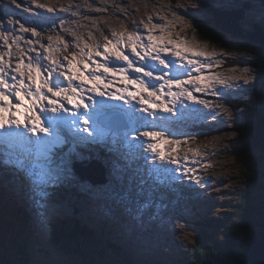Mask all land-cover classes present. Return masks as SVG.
Wrapping results in <instances>:
<instances>
[{
	"label": "rangeland",
	"instance_id": "1",
	"mask_svg": "<svg viewBox=\"0 0 264 264\" xmlns=\"http://www.w3.org/2000/svg\"><path fill=\"white\" fill-rule=\"evenodd\" d=\"M199 2L200 0H37V3L33 4L31 0H17V4L20 5L17 8L16 5L11 3V0H0V16H4L5 11L10 13L4 17L0 30L4 27L11 30H19V24L7 23L11 19H18L26 27H41L43 34L37 40L39 43L34 41L33 46L40 47L43 44L45 46L44 49H47L50 44L52 48L51 52L55 56L63 58V65L65 67L62 68L66 71L67 61L64 60L65 56L71 59V54L80 53L81 49L85 53L88 52L84 48L85 44H88L91 49L93 45L99 44L101 45L100 50L103 52L102 45L106 41L105 39H100L96 43L93 41L94 39H91L92 41L83 44L80 50L72 51V47L64 50L62 39H58V37L62 35H65V38L70 37L68 35L69 30H74L75 34H78L80 31L83 35H86L88 29V32L97 31L96 33H98V30L105 29L104 27L107 24L112 29L114 27L123 28L124 24L129 28L128 34L138 32L143 37L145 43H147L148 30L144 28V23H148V18L151 16L152 23L168 25L164 29V34L171 32L170 39L177 43H179L181 38L187 40L195 39L201 44L206 43L208 51H216L217 55L211 57L210 60L213 66L205 68L199 75L219 74L223 77H228L240 75L244 68H257L259 64L257 56L259 55L260 44L249 41L245 37L247 33L244 32L249 31L252 37L261 41L262 36H264V0H205L207 4L206 8L192 7L193 3L199 4ZM244 3L245 6L242 5ZM38 4H44L45 7L40 8L37 6ZM180 4H183L184 7H179L178 5ZM49 7L53 11L49 12ZM173 12L178 16H183L184 19L182 21L177 20L173 17ZM218 12L222 13L224 20L229 19L235 26H238V29L241 30L239 33L241 34L222 33V29L220 30L219 28L220 31L217 38L220 40L218 43L200 40V30H204L208 18H211L213 13L217 14ZM164 17H167V19H164ZM85 19H89V21ZM109 21L114 22L110 23ZM168 21H172L173 23L169 24ZM189 23H191L192 27H188ZM216 23L219 25V21H216ZM53 27L56 30H53L50 34L47 33ZM193 28H195V31H193ZM123 29L118 33L114 32L115 35L111 36L113 43H115L116 39L120 38L121 33L124 34V39H127V35ZM152 34L154 36L161 35V29H153ZM10 35L15 36L16 33L11 31ZM49 36L52 37L51 41L48 39ZM84 37L89 38L87 36ZM156 43H159V41H156ZM19 44L25 49L26 46L22 40L19 41ZM169 46L172 47L174 45ZM119 47L125 51L126 55H129L131 59L137 62V66L143 63H157L156 61H139L131 53L130 48L126 44L122 43ZM109 48L113 50L111 49V45ZM251 48H256L257 52H250ZM7 50V46L3 45V41H0V51ZM13 51H15V46H13ZM225 52H231L234 55L225 56ZM249 55L252 56L251 60L248 58ZM14 59L16 57H13V67L16 62ZM79 59L80 57L77 56L73 64L84 71L83 64L79 62ZM169 59L173 58L169 56ZM199 59L202 62L204 61L202 57ZM96 60L103 62L102 57H97ZM112 60H114V57ZM44 62L45 65L40 61L43 66L47 67L46 60ZM115 66L126 65L116 61ZM176 67H179V61H177ZM93 68H95V65L91 63L89 70ZM163 71L172 74L175 72V68L164 69ZM98 72H102V69L98 70ZM75 74L77 76L80 75L79 72ZM84 74L87 76L88 72ZM195 75L198 74L193 72V76ZM181 78L185 79L186 77L182 76ZM159 83L157 82V84ZM203 83L201 82L199 86H203ZM230 83L233 85L232 87L221 84L216 85L217 89L223 90L226 94L224 96L214 95L210 90L197 93L194 90V85H188L187 87L193 91V95L209 101L212 109L217 114L212 115V118L206 121L201 120L199 123L183 120L179 124L174 122L171 126L159 125L157 127V130L161 128L163 131L171 129L170 135H167L166 138L179 141V144H165L160 138H157L155 141L150 140V138L148 139V142L158 143V152L163 151L165 156H171L178 160V164L176 165L167 163L161 165L158 164L160 163L158 159H156L159 161L158 163L152 160L150 152H148L149 155L146 153L149 157V166L155 163L157 168L168 169V171L153 172L154 174H151V179L147 177L155 185L161 184L171 192V197L167 199L168 204L163 203V207L159 211H157L156 206L161 201L163 202L164 199L162 197H156L150 201L149 199L153 197V194H149L144 189L132 188L133 182H136L129 179V177H133L132 173L123 168L120 172L113 174L111 165L109 171H111V176L118 183L117 185L104 188L102 184H87L88 180L81 179L77 174L70 176L62 185L68 191H77L79 198L73 197L72 193H70L63 204L58 205L56 209L54 208V204L47 202L50 206H46L48 210H43V219L37 214L30 186L25 185L26 183L19 179L20 183L19 181H7L0 177V203L2 207L7 208L11 206V203H15L14 201L25 203L23 195H26L29 199L28 203L33 209L32 217L35 219L36 224L34 231H37V234L32 239H29V242L33 241L32 244H29L32 255L30 263L70 264V262L76 261V256L68 257L69 254L64 252L63 249H57L53 246L54 244L49 238L52 232L50 224L58 219H64L66 215H69L67 212L73 215H82L88 212L92 213V208H94L97 212L94 214V219L91 222L96 224L99 218L104 220L111 219V227L109 229H111L110 233L112 237H114L115 241L125 245L119 253L122 262L117 263L115 259L110 258L108 259V264L112 262L113 264H130V262H126V258L130 259L131 257L129 255L133 256L137 264H187L184 260L185 250L188 248V251H190V245H192L195 237V230L192 229L193 226H188L187 223L190 221L197 223L203 216L222 220L221 217L225 216V209L222 208L225 205H223L222 199L227 202V200L234 197L236 192L246 188L242 176V158L235 152V143L238 138L242 139L250 132V117L244 116L241 108L235 109L230 107L233 102L227 105L225 96L238 100L242 105H250L251 107L262 109L264 112V81L253 80L249 84H244L242 80H233ZM174 90L176 89L174 88ZM187 101L182 98L180 102ZM188 102L193 108H199V104L192 101ZM13 103H17V101L13 99ZM23 103L24 105L29 104L27 97ZM217 105H222L223 107H218ZM224 108H227L228 112H225ZM22 110L25 111L22 107L19 115H21L20 112ZM141 139L144 138L142 137ZM115 147L119 148V144L115 145ZM125 148L124 150H126ZM96 152L99 151L96 150ZM139 153L141 154L140 157L146 156L143 151ZM141 163L138 162L140 165L137 164V167L142 171L144 167L141 166ZM8 171L10 170L2 169L0 175H6ZM180 185L185 187L186 190H182ZM258 195L260 200H264V187ZM186 197H192V199ZM145 200H149L150 202H146ZM90 202H92V205L89 204ZM141 203H148L149 207L142 213L135 212L134 206L139 207ZM55 213L57 216H55ZM103 235L109 238L107 232ZM99 240H102V238ZM102 242L101 245H103ZM87 245L90 247L89 244ZM93 247L91 248L92 252L96 249H93ZM4 250H8L10 256L14 257L8 246L0 245V254ZM81 258L80 255L78 260ZM100 258L101 254L97 255V257L92 256V264H98ZM188 264L192 263L189 261Z\"/></svg>",
	"mask_w": 264,
	"mask_h": 264
},
{
	"label": "snow or ice",
	"instance_id": "2",
	"mask_svg": "<svg viewBox=\"0 0 264 264\" xmlns=\"http://www.w3.org/2000/svg\"><path fill=\"white\" fill-rule=\"evenodd\" d=\"M31 2L36 4L37 0ZM11 3L17 8L20 7L17 0H11ZM37 6L45 7L44 4ZM178 6L184 7L183 4ZM192 7L203 9L207 4L205 0H200L199 4L193 3ZM48 11L51 12L53 9L49 7ZM9 14L5 11L4 16H0V25L3 24L4 17ZM172 15L177 20L184 19L175 12ZM7 23L19 24L21 32H31L33 36H40V32L35 27H26L18 19L8 20ZM168 23L173 22L168 21ZM167 27V24L152 23V17L149 16L148 23H144V28L148 30L147 43L138 32L129 33L126 40L121 33L115 43L106 36V42L102 45L103 52L99 50L101 45L95 44L92 50L86 53L81 49L80 53H72L71 59L65 56L67 70L60 71L55 76L56 66H65L52 57L50 44L46 49L49 55L44 57L50 61V65L45 67L40 63L39 53L35 58L29 55L36 49L25 50L20 46L19 41L23 37L10 35L12 30L6 27L0 30V41H3V45L8 49L0 51V169H10L14 173L23 174L31 186L33 201L41 219L44 218L43 210L47 206L48 189L62 185L70 176L80 171H87L92 166L93 156L85 154L83 149L93 153L96 149L91 146L102 144L110 153H114V156L107 161L111 165L113 174L128 165L127 154L116 148L117 144L140 149L147 143L145 151L151 153L153 161L158 159L161 165L165 163L176 165L178 164L176 158L165 156L163 151H157L158 143L148 142L149 138L152 141L160 138L165 144L180 143L167 139L166 136L170 134L166 131L154 130L159 126L157 120L164 119L157 116L158 112L175 115L177 104L182 98L209 107L210 102L193 95L188 85H194L197 93L210 90L214 95L224 96L226 94L223 90L217 89V84L232 87L230 81L233 80H242L244 84H249L253 80L264 81V36L261 38L257 56L259 61L257 68H244L240 75L228 77L219 74L206 76L199 73L213 66L210 60L217 55L216 51H208L206 43L201 44L195 39L181 38L177 43L170 39L171 32L164 34V29ZM188 27H192L191 23ZM157 28L161 29V35L154 36L152 30ZM10 39L11 43H9ZM48 39L51 41L52 37L49 36ZM26 43L31 45L34 42L27 40ZM122 43L130 48L131 53L139 61L157 63H143L137 66V62L120 49ZM110 45L113 50H110ZM40 47L45 48L43 44ZM67 47L65 43L64 50H67ZM84 48H89V45L85 44ZM249 51L256 53L257 49L251 48ZM224 55L232 56L234 53L225 52ZM77 56L80 57L79 62L83 64L84 71L88 72L87 76L73 64ZM93 56L102 57L103 62L93 59ZM169 56L173 59H169ZM13 57L18 58L14 67ZM201 57L204 58L203 62L199 59ZM248 58L251 60L252 56L249 55ZM89 61L95 65L92 70H89ZM116 61L126 66H115ZM177 61L179 67H176ZM173 68L175 72L172 74L163 71ZM100 69L102 72H98ZM76 72L80 75L77 76ZM193 72L198 75L193 76ZM117 76H119L118 80ZM182 76L186 78L182 79ZM61 78L66 81V86ZM201 82H204L203 86H199ZM97 96L102 99H95ZM26 97L29 100L28 105L23 103ZM105 97L107 100L120 103L109 104L103 99ZM13 99L17 103H13ZM22 107L25 109L24 119L18 116ZM14 108L16 111H13ZM224 111L228 112V109L224 108ZM137 112L141 114L137 115ZM142 129L148 130L142 131ZM83 133L88 135L85 136ZM108 137L111 138L112 146L107 143ZM141 159L144 161V170L148 179H151L153 172L168 171L157 168L155 163L149 166L148 156H142ZM148 179H142L141 183H147ZM148 207V203H141L136 211L142 213ZM156 207L159 211L163 207V202L161 201Z\"/></svg>",
	"mask_w": 264,
	"mask_h": 264
},
{
	"label": "trees",
	"instance_id": "3",
	"mask_svg": "<svg viewBox=\"0 0 264 264\" xmlns=\"http://www.w3.org/2000/svg\"><path fill=\"white\" fill-rule=\"evenodd\" d=\"M242 5L245 6V3ZM206 23L205 29L199 32L200 40L218 43L220 40L217 38L219 31L215 27L212 15ZM108 33V30H103L99 36H106ZM69 36L80 38L74 33H70ZM88 41L90 40L87 39ZM9 43H11V40H9ZM67 44L69 45L67 49L72 47V51L80 49V46L77 47V44L73 42L68 41ZM25 50L27 49L25 48ZM235 108H241L243 115L250 117V132L241 141L235 143V152L242 158V176L246 188L236 192L231 200L223 202L225 206L222 208L225 209V216L221 217L222 220L203 216L197 223L191 221L187 224L188 226H193V230L196 231L194 241L189 248L190 251H188V248L186 249L184 258L185 261L188 260L187 262L190 261L192 264H248L247 262L239 261L241 256L239 257L238 254L247 248L251 240L259 239L258 233L260 230L253 226L250 217L256 209H261L264 212V200H260L258 195L264 187V112L262 109L251 107L250 105H242L241 103L236 105ZM103 159V164L109 161L108 158ZM0 177L13 182L20 180L13 173L0 175ZM87 184L89 183L87 182ZM70 193L75 198L79 195L77 191L66 190L64 185L55 186L50 190L48 196L50 199L47 198V202L54 204L56 209L58 205L63 204ZM89 204L92 205V202ZM47 206H50V204H47ZM44 210H48V207ZM95 210L92 208L93 214L88 212L85 215L82 214V216L67 212L69 215H66L64 219H58L50 224L52 232L49 238L52 240L53 246L57 249H63L64 252L69 254L68 257L76 256V261L70 262V264H92L91 257H97L100 254L101 258L98 264H108V259L110 258L115 259L117 263L122 262L118 254L121 252V247L125 245L115 241L114 237H112L111 229H109L111 227V219L104 220L99 218L96 224L91 222L97 212ZM31 213L32 208L27 200H25V203H20L19 201L16 204L11 203V206L7 208L2 207L0 203V245L8 246L14 254V257H11L10 252L4 250L0 254V264H31L32 255L30 253L29 239H32L37 234V231H34L36 226L35 219H33ZM55 216H57L56 213ZM105 232L108 233L109 238L103 235ZM100 238L102 240H99ZM101 241L106 246L101 245ZM92 247L93 249L96 248L94 252L91 251ZM80 255L86 259L78 260L77 257ZM126 260L127 263L132 262L131 257L130 259L126 258Z\"/></svg>",
	"mask_w": 264,
	"mask_h": 264
},
{
	"label": "water",
	"instance_id": "4",
	"mask_svg": "<svg viewBox=\"0 0 264 264\" xmlns=\"http://www.w3.org/2000/svg\"><path fill=\"white\" fill-rule=\"evenodd\" d=\"M214 20L216 27L218 29L220 28V30L222 29L223 32L228 34H241L239 33V31L241 30L238 29V26H235L229 19L224 20L221 12H218L217 14L214 13ZM216 21H219V25L216 23ZM246 33L247 36L245 37H247L248 39L260 42L259 40L252 37V34H250L249 32ZM84 176H86L87 179L95 184L105 181L103 170L96 166H90V169L86 171ZM250 220L254 226L260 229V232L258 233L260 240H251L247 248L243 252L238 254L239 256L243 257V260L239 259V261L247 262L248 264H264V216L261 209H256V211L250 217Z\"/></svg>",
	"mask_w": 264,
	"mask_h": 264
},
{
	"label": "bare ground",
	"instance_id": "5",
	"mask_svg": "<svg viewBox=\"0 0 264 264\" xmlns=\"http://www.w3.org/2000/svg\"><path fill=\"white\" fill-rule=\"evenodd\" d=\"M87 86V85H86ZM236 109V108H235ZM13 111H15V110H13ZM23 111V110H22ZM172 155V154H171ZM156 162H159V161H157L156 160ZM155 162V163H156ZM160 164V163H159ZM167 165V164H166ZM154 174V173H153ZM19 183H20V181H19ZM17 184V183H16ZM22 184V183H21ZM66 185V184H65ZM28 189V188H27ZM21 193V192H20ZM84 193V192H83ZM51 196H53V195H51ZM79 198V197H78ZM89 198V197H88ZM48 199H50V198H48ZM227 200V199H226ZM231 200V199H230ZM3 202V201H2ZM27 202H28V200H27ZM94 204V203H93ZM91 208V207H90ZM96 211V210H95ZM92 212V211H91ZM262 213H263V216H264V212L262 211ZM81 215V214H80ZM85 215V214H84ZM82 216V215H81ZM71 220V219H70ZM188 222V221H187ZM191 222V221H190ZM190 222H188L187 224H189ZM104 226V225H103ZM254 226V225H253ZM218 227V226H217ZM256 227V226H255ZM258 228V227H257ZM36 229H37V227H36ZM193 229V228H192ZM260 230V229H259ZM196 232V231H195ZM100 235V234H99ZM219 235H221V234H219ZM258 240H260V238L258 239ZM32 244L33 243V241L31 240L30 242H29V244ZM105 243H106V241H105ZM104 245V244H103ZM114 245V244H113ZM104 246H106V245H104ZM117 246H118V244H117ZM122 248V247H121ZM185 254H186V250H185ZM85 255V254H84ZM119 255V254H118ZM128 255H129V253H128ZM131 256V258H132V262L130 261V264H137L136 263V260L133 258V256L132 255H130ZM240 257V256H239ZM36 258V257H35ZM78 258V257H77ZM119 258L120 259H122L120 256H119ZM37 259V258H36ZM38 259H39V257H38ZM81 259H86L84 256H82V258ZM240 259L241 260H243V257L241 256L240 257ZM29 260V259H28ZM87 260L89 261V259L87 258ZM187 260V259H186ZM39 261V260H38ZM188 261V260H187ZM186 261V262H187ZM83 262V261H82ZM77 264V263H76ZM84 264V263H83ZM187 264H188V262H187ZM227 264V263H226Z\"/></svg>",
	"mask_w": 264,
	"mask_h": 264
}]
</instances>
